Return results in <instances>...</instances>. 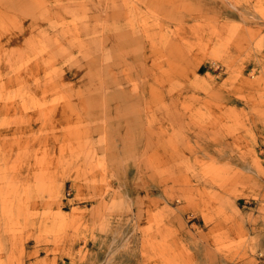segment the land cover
<instances>
[{
    "label": "rangeland",
    "instance_id": "rangeland-1",
    "mask_svg": "<svg viewBox=\"0 0 264 264\" xmlns=\"http://www.w3.org/2000/svg\"><path fill=\"white\" fill-rule=\"evenodd\" d=\"M0 264H264V0H0Z\"/></svg>",
    "mask_w": 264,
    "mask_h": 264
}]
</instances>
